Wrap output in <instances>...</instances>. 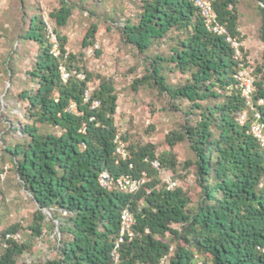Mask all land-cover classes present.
Segmentation results:
<instances>
[{"label": "trees", "instance_id": "obj_1", "mask_svg": "<svg viewBox=\"0 0 264 264\" xmlns=\"http://www.w3.org/2000/svg\"><path fill=\"white\" fill-rule=\"evenodd\" d=\"M58 1L49 13L58 57L50 53L52 43L40 13L29 15L27 28L19 33V38L37 44L26 72L31 86L19 96L35 123L59 129L41 132L35 123L25 122L19 128L26 140L8 147L14 169L37 205L32 235L41 236L49 223L61 235L57 257L32 263L264 264V149L249 131L253 109H248L246 122L237 120L245 99L235 79L241 65L251 69L253 108L264 118V103H257L259 98L264 101V63L252 67L242 45L238 0L210 1L220 23L240 43L239 59L223 36L205 28L193 0H136L137 13L120 26L123 41L143 55L145 64L132 86L156 89L173 100V108L196 118L168 132L169 148L161 152L150 142H129L119 132L113 80L88 70L82 52L66 51V37L58 27L67 24L76 4ZM257 6L264 44V0H257ZM96 31L92 23L83 47L94 43ZM163 43L168 47L159 50ZM60 63L76 70L65 82ZM175 70L183 77L170 82L168 72ZM80 72L83 77L77 76ZM116 135L129 151L125 160L115 152ZM184 140L194 152V159L184 164L194 169L200 187L195 207L182 188H168L160 177L161 169L176 165L173 147ZM101 171L145 179L136 192L128 193L102 188L97 180ZM125 208L135 217L133 236H124L113 253ZM19 226L16 222L0 230V264H17L28 249L16 237L6 238Z\"/></svg>", "mask_w": 264, "mask_h": 264}, {"label": "rangeland", "instance_id": "obj_2", "mask_svg": "<svg viewBox=\"0 0 264 264\" xmlns=\"http://www.w3.org/2000/svg\"><path fill=\"white\" fill-rule=\"evenodd\" d=\"M73 2L76 6L72 16L64 27H58L60 34L66 37V51L82 52L88 70L112 78L117 93L116 127L128 137L129 142L153 143L157 152L168 149L165 135L180 129L186 120L193 122L196 118L193 120L181 110L173 108V100L167 95L158 94L156 89L132 86L133 80L143 75L145 64L143 55L123 41L120 26L125 19L137 13V1ZM58 6V0H0V230L7 225L20 223L15 236L28 249L17 257V264H26L27 259L40 262L59 255L57 241L61 235L57 226L51 228L49 223L43 226L41 236L32 235L30 225L37 205L22 185L13 166L15 157L8 150L15 143L26 140L19 126L25 122L35 123L19 93L31 86L26 72L31 67L37 44L19 38V33L27 28L28 17L34 13H40L44 21L53 27L49 13ZM237 9L238 29L244 39L242 45L254 67L264 63L262 17L257 0H238ZM92 23L97 25L94 43L83 47V37ZM167 47L168 43H163L158 49ZM70 71L74 74L76 70L73 68ZM182 77L177 70L168 72L170 82ZM90 86H95V82H91ZM35 125L41 132H59L58 127L40 123ZM173 152L176 165L172 169H161L160 177L165 182L167 179L174 181L173 187L182 188L191 199L190 205L195 207L200 187L194 169L184 164L194 159V152L185 140L177 142ZM54 222L58 224L57 220Z\"/></svg>", "mask_w": 264, "mask_h": 264}, {"label": "built area", "instance_id": "obj_3", "mask_svg": "<svg viewBox=\"0 0 264 264\" xmlns=\"http://www.w3.org/2000/svg\"><path fill=\"white\" fill-rule=\"evenodd\" d=\"M193 4L197 8L200 16L202 17L205 28L208 31L223 36L225 40L231 45V47H233L234 57L236 59H239L241 57V52L239 48L240 43L235 37L231 36L227 28L222 23H220V21L217 18L216 12L213 9L211 1L193 0ZM46 24L48 29V36L52 43L50 48V53L53 56L58 57L60 55V50L57 39L54 33L52 32L50 25L48 23ZM58 69L60 72L61 79L64 82L69 78L70 74H72L71 71L66 68L64 63H60L58 65ZM77 76L83 77V75L80 73L79 74L77 73ZM235 79L237 80L238 86L241 90V94L245 99V109L238 114L237 120L240 124L246 122L248 119V109H253L254 111L253 119L250 122L249 131L258 141L260 146L264 149V118L261 117L260 112L257 109L253 108L252 92L254 89V85H253L254 78L251 73V69L241 65V68L238 69L237 73L235 74ZM88 95H89L88 91H86L85 99H88ZM257 103L263 104L264 101L262 98H259ZM96 105H98V102L94 101L93 106ZM70 108L75 110V104L72 103L70 105ZM114 145H115L116 154L122 160L127 159V157L129 156V151L127 149L125 141H123V139L119 135L115 136ZM152 165L157 169L159 168L157 160H153ZM144 179H145L144 177H132L130 175L113 176L107 171H101L98 174V178H97L98 183L102 188H106V189L117 188L119 190L128 193L136 192L141 186V184L144 182ZM166 183L168 188H173V186L175 185V182L171 181L170 179H167ZM120 221L121 223H120L119 236L113 248V253H115L119 244L123 242L124 236H126L128 239H131L133 236V225L135 224V217L128 208L123 209V211L121 212ZM9 237L15 238L16 236L7 233L6 238ZM115 258H117V256H115ZM26 264H33L32 260L27 259Z\"/></svg>", "mask_w": 264, "mask_h": 264}]
</instances>
